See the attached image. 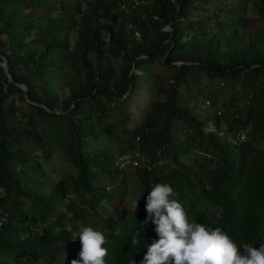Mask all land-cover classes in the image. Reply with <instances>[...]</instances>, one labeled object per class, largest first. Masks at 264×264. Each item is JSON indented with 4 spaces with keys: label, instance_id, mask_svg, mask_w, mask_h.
<instances>
[{
    "label": "trees",
    "instance_id": "obj_1",
    "mask_svg": "<svg viewBox=\"0 0 264 264\" xmlns=\"http://www.w3.org/2000/svg\"><path fill=\"white\" fill-rule=\"evenodd\" d=\"M67 1L74 6L57 13L54 0H0V61L6 62L11 76L9 80L0 64V186L5 190L0 222L6 224L0 225V264H48L47 254L31 247V226L41 220L42 208L66 192L67 179L46 178L47 163L56 151H63L77 168L101 166L109 156L90 154L91 146L104 138H124L130 146L135 135L148 134L144 126L132 133L127 129L130 95L124 94L131 87V93L140 84L161 93L145 123L149 133L163 116L181 122L183 137L172 134L167 139L171 153L184 152L199 141L207 148H222L214 134L201 128L208 119L229 131L235 116L239 123L251 121V138L228 167H251L254 178L264 176V0H253V14L240 25L233 22L229 33L220 20L218 0H152L153 8L138 24L139 39L127 33L131 14L118 10L116 0ZM238 1L240 17L248 0ZM208 4L216 11L208 13ZM28 8L30 13L25 12ZM192 10L196 21L186 19ZM175 15L184 19L172 23V32L163 30ZM120 16L123 22H118ZM101 24L116 28L108 42ZM194 25L199 31L182 41ZM33 28L37 35L28 40ZM141 53L146 58H140ZM157 57L166 75L156 68ZM133 66L141 73H132ZM65 87L68 93L60 97ZM205 100L210 105L200 120L197 110ZM216 103L225 107L221 117L213 115ZM239 103L245 109H239ZM180 173L190 179L198 172ZM89 181L81 179L85 190Z\"/></svg>",
    "mask_w": 264,
    "mask_h": 264
},
{
    "label": "clouds",
    "instance_id": "obj_2",
    "mask_svg": "<svg viewBox=\"0 0 264 264\" xmlns=\"http://www.w3.org/2000/svg\"><path fill=\"white\" fill-rule=\"evenodd\" d=\"M116 4L118 10L131 14L127 33L141 38L138 24L153 8L152 0H116ZM168 12L169 9H164V13ZM153 17L163 21L156 15ZM123 19L120 16L118 22ZM183 19L182 15H175L162 29L172 32V23ZM186 19L189 20V14ZM200 26L204 27L202 23ZM114 29L101 24L107 42ZM198 31L194 25L182 41ZM139 57L146 55L141 53ZM161 59L157 57L155 64ZM172 63L180 65L181 61ZM134 68L132 73H141ZM131 88L124 94L130 95L128 103L139 85L132 93ZM144 90L148 92L149 109L138 127L144 126L148 134L143 138L135 135L130 146L124 138L112 139L116 151L110 155L105 151L92 153L100 157L108 155V163L77 168L63 151L54 153L62 152L74 172L60 177L67 179L65 194L53 205L42 208L41 220L31 226V247L45 252L48 264H264V176L254 178L251 167L234 170L228 167L235 161L234 153L250 140L251 121L239 123L235 116L229 131L225 125L217 127L213 118L208 119L201 128L205 134H214L222 148H207L199 141L184 152L171 153L167 150L168 137L172 134L183 137L185 129L174 117L163 116L149 133L145 123L152 118V107L161 93L154 99L152 94L159 92L148 86ZM209 105L210 101L205 100L202 107ZM239 109L245 107L239 103ZM224 110L222 103H216L213 115L221 117ZM129 112L127 129L132 133L138 127L128 128ZM125 169H129V178L122 177ZM183 169L198 173L185 178L180 173ZM87 177L90 181L85 190L81 179ZM133 177L140 178L141 187L129 191ZM46 178L52 180L47 171ZM109 179L116 183H108ZM115 184L118 193L112 194ZM3 195L5 190L0 186V198ZM123 198L130 206L123 204ZM116 199L117 207L108 208ZM128 208L133 209L138 221L133 227L126 225ZM0 220H4L1 208Z\"/></svg>",
    "mask_w": 264,
    "mask_h": 264
},
{
    "label": "rangeland",
    "instance_id": "obj_3",
    "mask_svg": "<svg viewBox=\"0 0 264 264\" xmlns=\"http://www.w3.org/2000/svg\"><path fill=\"white\" fill-rule=\"evenodd\" d=\"M194 3L196 4L197 2H194ZM73 6L74 5L68 3L67 0H54V2H53V8L55 9V11L57 13H60V12H62L64 10H67V9H70ZM217 6L219 8H223V11L221 13H219V14H220L221 22L223 24L227 25L226 33H229L231 31L230 26H231V24L233 22H236V23H238V25H240V22L242 21V19L252 15L253 11H254L253 0H248V2L246 4V7H245V11L242 13V15L240 17L238 16V14L241 13L242 9L239 6V1L238 0H218ZM230 7L232 9L229 10ZM208 8H209L208 13H211V11H214V10L216 11V9H214L212 4H208ZM61 9H63V10H61ZM85 10H88V9L85 8ZM25 12L26 13H30L31 12V8L26 9ZM38 16H35L33 18L34 22L38 20ZM195 18H199V17L196 15V11L192 10V12L189 13V20L192 21ZM243 27L241 26L240 32L243 31ZM36 35H37V32L34 30V28L31 29L28 40H30L31 37L36 36ZM73 38H74V36L72 37V39ZM8 47H10L9 44H8ZM0 64L4 65L6 63L4 61H0ZM156 68L159 69V71L161 72L162 75H166L164 73V70H165L164 67H162L159 64H157ZM133 70L135 72L138 71L137 68H134ZM170 71H172V70H170ZM138 73H140V72H138ZM153 78H155V72L151 76V80ZM19 86L22 88V90L24 92L25 86L23 84H20ZM52 86H54L53 83H52ZM144 87L145 86H143V85H139V88H141V90L139 91V88H138L136 93L130 98L131 101L128 103L129 110L131 111V121L128 123V128L130 130L136 129V127H138L141 123L144 122V117L146 115V112L149 109V97L146 96V94L148 92L146 90H144ZM59 93H60V91L58 90V92L56 94L59 95ZM67 93H68V90L65 87L63 92L60 93V97L66 96ZM159 95H160V93H158L157 95L156 94H152V98L155 99ZM203 103L204 102H202V101L199 102V107L202 109L201 111L197 110V112L199 114V118H203L206 115L205 112H204V108L202 107ZM15 104H16V106L18 105V107L21 106V103L20 102L17 103L16 100H15ZM56 112L60 113L61 109L56 108ZM18 114H19V112L17 114H15V115H16V117L18 119H20L21 116H19ZM118 135L122 136L121 133H118ZM101 151H105L109 155L114 153L116 151L114 140H112L110 138H104V140H101L99 144L94 145L90 149V154H92V153L96 154V153L101 152ZM46 171H47L48 176L54 181L58 180L60 177L68 175L71 172H74L73 169L68 166L65 158L63 157L62 152H58V153H56L54 155L52 163H51L50 166H48ZM122 174H123L122 175L123 178H129V169H125L124 171H122ZM111 181H112V179L107 180L108 183H110ZM112 183H116V181H114V182L112 181ZM140 187H141L140 178L139 179H134V177H133V181L131 183V186L128 188L129 191L139 190ZM116 193H118V187L115 184L113 186L112 194H116ZM21 200H24V198H21ZM118 203H119V200L116 199L115 202H113L112 204L108 205V208L114 209V208L117 207ZM123 204L125 206H130V202L126 198H123ZM26 206H27V203L24 202L22 207L25 208ZM115 216H117V215L115 214ZM137 222L138 221H137V219H136V217H135V215L133 213V209L128 208L127 214H126V225H128L130 227H133V226H135L137 224Z\"/></svg>",
    "mask_w": 264,
    "mask_h": 264
},
{
    "label": "water",
    "instance_id": "obj_4",
    "mask_svg": "<svg viewBox=\"0 0 264 264\" xmlns=\"http://www.w3.org/2000/svg\"><path fill=\"white\" fill-rule=\"evenodd\" d=\"M2 67H3V69L5 70V73L7 74V76H8V78H9V80H11V76H10V74H9V72H8V68H7V65L6 64H4V65H1ZM25 91V90H24Z\"/></svg>",
    "mask_w": 264,
    "mask_h": 264
}]
</instances>
